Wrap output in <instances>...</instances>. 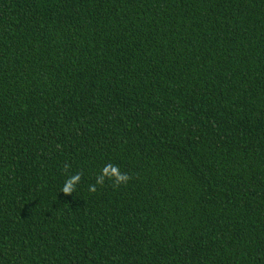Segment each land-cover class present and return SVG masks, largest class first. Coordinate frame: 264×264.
I'll use <instances>...</instances> for the list:
<instances>
[{
    "label": "trees",
    "instance_id": "obj_1",
    "mask_svg": "<svg viewBox=\"0 0 264 264\" xmlns=\"http://www.w3.org/2000/svg\"><path fill=\"white\" fill-rule=\"evenodd\" d=\"M0 264H264V0H0Z\"/></svg>",
    "mask_w": 264,
    "mask_h": 264
},
{
    "label": "clouds",
    "instance_id": "obj_2",
    "mask_svg": "<svg viewBox=\"0 0 264 264\" xmlns=\"http://www.w3.org/2000/svg\"><path fill=\"white\" fill-rule=\"evenodd\" d=\"M70 165L67 163L64 165V172L67 173ZM83 176V172H77L75 174L70 175L64 182L61 192L65 196H71L76 190L77 186L80 184ZM131 176L128 173L121 172L118 165L108 163L104 165L100 173L95 178V183L88 186V190L91 193H95L97 190V186H103L106 181H111L113 187H120L121 185H127Z\"/></svg>",
    "mask_w": 264,
    "mask_h": 264
}]
</instances>
